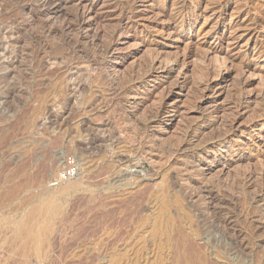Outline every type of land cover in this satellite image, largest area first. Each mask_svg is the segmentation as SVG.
<instances>
[{
    "label": "rangeland",
    "instance_id": "1",
    "mask_svg": "<svg viewBox=\"0 0 264 264\" xmlns=\"http://www.w3.org/2000/svg\"><path fill=\"white\" fill-rule=\"evenodd\" d=\"M61 1L0 0V264H264V0Z\"/></svg>",
    "mask_w": 264,
    "mask_h": 264
},
{
    "label": "bare ground",
    "instance_id": "2",
    "mask_svg": "<svg viewBox=\"0 0 264 264\" xmlns=\"http://www.w3.org/2000/svg\"><path fill=\"white\" fill-rule=\"evenodd\" d=\"M29 3H33V4H39L40 6V8L41 9H43V10H45V11H48V17L49 16H51L50 14H60V13H62L61 11L63 10V2L61 1V0H29ZM226 4H227V2L225 3H222L221 4V7H225L226 6ZM87 11H90V13L92 12H94L95 11V9H94V6L93 5H91L90 7H88V9H87ZM50 13V14H49ZM83 16V15H82ZM82 16H80L78 13H74V14H70V15H65V16H63L61 19H60V21H59V24H60V26H59V29L60 30H58L57 32H59V31H61L62 33H64L65 35H67L68 37H70V38H68V40L70 41V42H76V43H78V42H80V41H82V40H85V39H87V38H89V35H86V34H84L83 33V31L84 30H86L88 27H91L90 26V24H89V20H87L86 18H84V17H82ZM84 16H85V14H84ZM91 17V16H90ZM90 19V18H89ZM58 21V20H57ZM21 32V31H20ZM56 31H53V32H50V34H53V33H57ZM75 33V34H74ZM5 32L4 31H0V37H5ZM72 34H74V35H72ZM113 35H112V38H114V37H116L117 36V34H118V32L117 31H114L113 33H112ZM12 35V34H11ZM71 36H73L72 38H71ZM30 39V38H29ZM28 40V38L26 37L25 39H24V41H27ZM21 43H23V42H21ZM20 43V44H21ZM75 43V44H76ZM14 44V43H13ZM17 44H19V42H17ZM112 50H113V47H112V45L111 44H107V45H104L99 51H97V52H94V54H92V56H89L88 57V59L89 60H91L92 59V61L91 62H95L96 64H101V63H99V61H97L100 57H106V56H108L109 54H111V52H112ZM211 53L212 52H210L209 54L211 55ZM217 52H214V53H212V54H216ZM17 53H15V52H8V53H5V54H1L0 55V61H5L6 59L10 62V64H11V66H15V65H17L18 64V62H19V58H18V55H16ZM219 51H218V54H216V55H214L215 57H219ZM226 62L228 61L227 59H224ZM2 65H4V63H2ZM175 66L177 67L178 65H177V63L175 64ZM15 73H10V74H7V75H5L6 77H8V76H11V75H14ZM18 76V74H16V77ZM228 76H222L221 77V79H220V81H222V80H226V78H227ZM263 77H264V75H263ZM3 78H5V77H3ZM6 79V78H5ZM22 80H23V78H22ZM3 81H4V79H3ZM7 80H5L4 82H6ZM8 82V81H7ZM164 84V83H163ZM2 86V85H1ZM5 86V85H4ZM8 86V85H7ZM15 87V86H14ZM134 87L132 86V87H129L128 88V91H130V90H132ZM182 89H184V87H181V90ZM1 90V89H0ZM210 92H212L211 90H209ZM1 93V92H0ZM167 101H169V99L167 100ZM262 102H263V108H262V111H264V97H263V99H262ZM166 105V104H165ZM165 105H162V107H160V108H158L157 109V111H156V116H157V120H159V118L165 113V111H166V106ZM176 111V110H175ZM177 114H175L174 116H176ZM57 118H59V116L57 117ZM57 121H59L58 119H57ZM57 125V124H56ZM60 128H61V126H60ZM86 131H89V129L87 128V130ZM106 132H108V131H106ZM111 134V133H110ZM152 135H153V133L152 134H149V135H147L146 137H143L144 138V143L146 142L147 143V145H146V148L145 149H142L143 150V152H142V156L144 155L145 156V158L147 159V158H149V161H151L152 159H154V158H156V157H159V156H161L162 154L161 153H156L157 151L156 150H158V152L160 151L159 149H156V146L154 145V144H152ZM104 136H105V134H104ZM109 136V135H108ZM105 138H107V137H105ZM142 138V139H143ZM229 138V136H226L225 138H222L220 141H218V142H212V145H217V146H221L222 145V143H223V140L224 141H226L227 139ZM109 140H110V138H108ZM100 141H102V140H99V142ZM143 140H141V142H142ZM103 142V141H102ZM91 143L94 145V141H91ZM145 143V144H146ZM143 146L145 145V144H143V143H141ZM152 144V145H151ZM91 145V144H90ZM148 145H150L149 147H148ZM80 146V145H79ZM93 147V146H92ZM91 147V148H92ZM145 147V146H144ZM83 150V149H82ZM137 150V149H136ZM141 150V149H140ZM140 150H137V151H140ZM136 151V152H137ZM141 155V154H140ZM143 156V157H144ZM264 157V156H263ZM144 158V159H145ZM148 160V159H147ZM154 160H152V162H153ZM239 162V161H238ZM151 163V162H150ZM229 163L230 162H226L225 164H224V167H227L228 165H229ZM152 164V163H151ZM155 164V162L153 163V165ZM152 165V166H153ZM172 165H178L179 166V170L180 169H182L183 168V170H188V169H191V170H193V169H195V170H199V168L200 167H195L194 165L192 166V164L191 163H189L188 161H178L177 159H174L173 160V162H172ZM29 166V165H28ZM155 166V165H154ZM170 166H171V164H170ZM201 166H203L202 168H204L203 170H204V173H207V172H210V171H212V170H214V169H216V168H218L219 167V165H217V164H204V165H201ZM154 168V167H153ZM198 168V169H197ZM188 172H189V170H188ZM188 172H186V174H188ZM181 173H184V172H181ZM183 175V174H182ZM252 176V174H249V175H245V178H244V176H243V180H245V181H248V179H250V177ZM184 177V176H183ZM184 178H186V176L184 177ZM245 181H240V183L238 184V186L240 187V188H242L243 186H244V188H246V184L244 183ZM239 182V181H238ZM250 182V181H249ZM245 184V185H244ZM237 186V187H238ZM259 187H261V188H259V189H261V190H259L260 191V194H259V197L258 198H256V202H259V204H261V203H263L264 202V179H263V181H262V183H261V186H259ZM67 188H71V186L70 185H68V187ZM257 204V203H256ZM207 205V204H206ZM256 206V205H255ZM262 210V216L261 217H263L264 218V209H261ZM210 213V212H209ZM261 213V212H260ZM29 231H27V228H26V225L25 224H20L19 226H18V228H17V233L19 234V235H21V236H25L27 233H28Z\"/></svg>",
    "mask_w": 264,
    "mask_h": 264
},
{
    "label": "built area",
    "instance_id": "3",
    "mask_svg": "<svg viewBox=\"0 0 264 264\" xmlns=\"http://www.w3.org/2000/svg\"><path fill=\"white\" fill-rule=\"evenodd\" d=\"M78 174V168L75 165L68 166L65 171L62 172V179H71L76 177Z\"/></svg>",
    "mask_w": 264,
    "mask_h": 264
}]
</instances>
